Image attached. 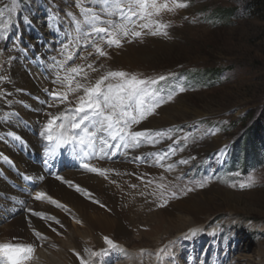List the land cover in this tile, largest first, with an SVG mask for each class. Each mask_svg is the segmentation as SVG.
I'll return each mask as SVG.
<instances>
[{
    "label": "rangeland",
    "instance_id": "rangeland-1",
    "mask_svg": "<svg viewBox=\"0 0 264 264\" xmlns=\"http://www.w3.org/2000/svg\"><path fill=\"white\" fill-rule=\"evenodd\" d=\"M48 2L51 0H0V9L4 5L3 11L9 16L0 17V24L6 26L5 31H0V38L10 35L13 28L12 36L16 39L22 24L24 40L28 35L34 37L39 32L33 22L36 10L49 17L50 27L65 34L63 21L50 10ZM181 2L188 6L176 9L180 13L177 26L170 33L173 45L156 53L148 70L161 72L159 76L166 79L160 81L158 77L156 84L147 85L149 96H155V102L160 105L155 108L157 113L180 97L189 103L187 115H178L177 122L170 124L169 129L150 132L152 141L147 143L149 150L144 151L148 159L158 161L164 154L172 156L173 161L168 163L172 172L162 178H148L146 183L151 182L152 187H145L146 191L141 190L136 196L149 203L138 217L142 218L141 223L131 215L128 223L132 230L128 235L114 230L117 247L113 254L102 253L103 248L97 245L98 229L93 232L90 224L78 223L70 217L69 235L64 238L56 234L57 242L48 247L49 257L43 259L34 252L24 260L25 264H69L67 254L75 245L79 249L89 245L92 257L88 264H264V147L250 170H237L244 168L242 139L248 132L252 133L255 119L264 112V0ZM109 71L119 69L112 66L96 71L95 76L98 79ZM215 71H218L216 77L209 74ZM215 138L220 139L217 148H213ZM233 142L235 151H232ZM72 164L69 158L62 161V167L68 171H73ZM197 195L201 197L197 203L201 207L199 220L188 227L187 221L193 216L183 213L180 217L186 220V228L173 229L164 210ZM30 196L37 200L33 193ZM103 206L112 211L113 206L106 202ZM76 225L86 228L87 233L74 230ZM85 235H91L92 239L87 240ZM119 246L125 247L130 255L123 257ZM77 253L82 255L78 249ZM99 256L108 261H100ZM6 258L0 255L1 260Z\"/></svg>",
    "mask_w": 264,
    "mask_h": 264
},
{
    "label": "bare ground",
    "instance_id": "bare-ground-1",
    "mask_svg": "<svg viewBox=\"0 0 264 264\" xmlns=\"http://www.w3.org/2000/svg\"><path fill=\"white\" fill-rule=\"evenodd\" d=\"M49 4L50 10L61 22L63 21L65 34L50 27L49 17L36 10L33 15L36 18L34 17L33 22L39 32L34 37L30 35L29 38L28 35L26 37L28 39L24 40L22 24L19 27L20 35L16 39L12 36L15 31L13 28L10 30V35L0 38V76L3 77L0 79V217L3 218L0 219L2 220L0 221V245L32 244L34 251L30 255H34L35 252L36 255H41L44 259L51 252L49 246L57 242V233L64 238L69 235L70 231H67L70 226L69 218L73 217L78 223L90 224L93 232L98 229L97 245L99 248H103L102 253L113 254L115 247L108 245L105 237L111 239L116 245L113 238L114 230L128 235L132 230L128 220L133 217L138 222L141 221L142 218L138 217L143 214V206L149 205V203L136 196L141 190L146 191L145 187H152L151 182L149 185L146 183L149 177L158 179L172 172V168L170 170L168 168L170 162L173 161L172 156L166 157V161L161 166L158 160L148 159L144 154L145 150H149L147 145L149 141H142L138 147L131 148L125 147L124 142L119 139L111 140L107 134L102 135L108 141V146L102 144L99 137L91 146L81 145L78 140L75 143L62 146L46 141L41 136V132L44 130L47 120L51 115L64 112L69 107L67 103L60 104L58 101H53L50 93L54 89L66 90V86L59 82V78L67 74L59 66V62L66 58L65 45L68 46L67 53L75 52L73 60L67 61L65 68L80 64L87 65L96 61L94 67L98 71L116 66L119 71L129 74V76L135 75L140 79L156 80L160 77L159 73L161 72L152 73L148 70L153 65L152 61L156 53L172 47L174 41L170 37V33L174 25L178 23L180 12H176V10L165 12L156 18L169 25L166 29L159 30L160 33L166 32V35L152 34L153 31H156L154 28H137L136 30L142 31V36L138 38L122 37L123 42L120 47H108L94 37L107 52V56L97 57L91 46L79 47L83 42L84 31L88 30L84 24L81 8H93L102 14L103 19L116 20L118 13L107 15L113 12V8L104 7L105 0H51L50 3H47V5ZM169 5L171 6V0H169ZM69 13L73 15L70 16ZM4 15L9 17L6 13ZM77 22L80 23L81 29H77ZM116 22L120 21L116 20ZM124 23L128 24L127 21ZM128 27L132 28L133 25L128 24ZM179 30L182 31L183 28L180 27ZM15 40L21 44L14 42ZM11 41L14 43L9 45ZM89 52H93V55L88 56ZM81 56H85L87 59L81 60ZM85 71L89 72L88 79L94 83L97 79L95 72L86 67ZM109 82L119 84L123 81L120 78H112ZM80 95H83L82 90L69 94V100L75 101L76 97ZM154 101L155 96L148 97L149 105ZM49 105L55 106L50 107ZM71 106L74 107V103ZM188 108L189 103L180 97L175 104L162 106L161 111L158 112L161 114L158 116L156 109L152 111L139 124L132 125V130H150L153 133L156 130L169 129L170 124L177 122L178 115H187L185 112ZM19 114H23V116H19ZM68 114L71 115V113ZM58 132L57 128L53 132V136L55 137ZM80 136H83L82 132H80ZM117 144H120L118 152L120 156L115 154L114 149ZM213 145V148H217L220 145V139L215 138ZM161 151L165 153L164 150ZM138 157H142V159H138ZM63 158L73 159V166H76L73 171L65 170L64 166H61ZM56 162H59V165L56 166L54 164ZM84 164L109 171L106 175H100L84 168ZM131 167L135 169L132 171ZM77 186L79 190H77ZM24 189H31L33 195L37 192H44L46 195L41 199L42 201L34 200L28 195L29 193L25 194ZM206 194L207 191L203 192L204 196ZM200 199V195H197L178 202L174 208L168 207L169 209L164 210L173 229L175 227L186 228V220H182L180 217L183 213L193 216L187 221L188 227L199 220L198 208L200 205L197 203ZM52 201L59 202L61 206H57ZM104 202L113 206L111 212L105 209ZM136 206L140 207L136 208ZM135 209L138 210L135 212ZM132 211L133 214H131ZM79 229L83 233H87L86 228H80L79 225L74 227V230ZM36 233H40L41 236L38 237ZM85 236L87 240L92 239L91 235ZM154 240L158 241L159 238ZM88 246H84L83 249H79L77 245L72 246L73 250L67 254L70 258L68 261L71 260L69 264H81L82 260L85 264L90 263L92 250ZM118 248L119 251L122 249L123 257L130 255L125 247L120 249L119 246ZM77 249L81 251L82 255H77ZM1 254L3 255L2 252H0ZM99 259L104 262L108 261L100 256ZM25 262L23 260L22 264ZM0 264H10V261L8 258L0 259ZM210 264H214V262H210Z\"/></svg>",
    "mask_w": 264,
    "mask_h": 264
},
{
    "label": "snow or ice",
    "instance_id": "snow-or-ice-1",
    "mask_svg": "<svg viewBox=\"0 0 264 264\" xmlns=\"http://www.w3.org/2000/svg\"><path fill=\"white\" fill-rule=\"evenodd\" d=\"M109 6L113 8V12L107 15L118 13L116 20H119V23L113 19H103L102 14L93 8H81L84 24L88 30L84 31L83 42L79 47L87 48L91 46L97 57H105L107 52L94 37L108 47H120L123 42L122 37L131 36L132 38H138L142 36V31L136 30L137 28H154L156 31H153L152 34L166 35V32L160 33L159 30L162 28L166 29L169 25L156 18L160 17L162 13L173 12L177 8H185L188 5L181 2V0H171V6L169 5V0H163V2L161 0H105L104 7ZM3 15V9H0V17H3ZM69 15L73 14L69 13ZM124 21L133 25V27L129 28ZM76 27L81 29L79 22L76 23ZM5 30L6 26L0 24V31ZM64 47L66 58L64 61L59 62V66L67 74L60 77L59 82L66 86V90L58 91L54 89L50 93V97L53 101H58L60 104L67 103L69 107L64 112L50 116L44 126V130L41 132V136L50 143H57V146L75 143L77 140L81 145L91 146L98 137L102 144L108 146V141L103 138L102 134H107L113 141L119 139L124 142L125 147L131 148L138 147L142 141L151 142L150 130L133 131L132 125L139 124L156 107L160 106L155 101L151 105L148 104L149 92L147 85L149 83L156 84L157 80L140 79L135 75L129 76L123 71H109L93 83L88 79L89 72L85 71V67L92 72L98 71L94 67L96 61H92L87 65L80 64L65 68L67 61L73 60L75 52L67 54L68 46L65 45ZM87 55L92 56L93 52H89ZM80 59L85 60L87 57L81 56ZM112 78H120L123 82L119 84L110 83L109 81ZM0 79H3V77L0 76ZM158 79L163 81L166 77L160 76ZM73 83L75 84L74 87ZM81 90L83 95L76 97L75 101L69 100V94H74ZM168 99L171 100L172 96H168ZM73 103L74 107L71 106ZM68 113H71V115ZM57 128L59 132L54 137L53 132ZM80 132L83 133V136H80ZM116 147L118 148V146ZM166 156L167 154H164L160 157L159 163L161 166H163V160L166 159ZM138 159H142V157H138ZM181 163H187V161H181ZM83 167L100 175H106L109 171L108 169H100L89 164H84ZM168 168L170 170L172 165H168ZM140 179H143V177H140ZM243 186L241 185V187ZM248 186H251V184ZM132 187H135V185H132ZM77 190H79L78 186ZM45 195L46 193L44 192H37L34 198L40 200ZM49 199L51 198L49 197ZM52 202L57 206H61L59 202ZM37 215L40 214L37 213ZM36 235L38 237L41 236L40 233H36ZM105 240L108 245L116 247L111 239L105 237ZM33 251L34 247L32 244L0 245V252L9 259L10 264H22L23 260L30 258V254ZM81 264H85V262L82 260Z\"/></svg>",
    "mask_w": 264,
    "mask_h": 264
},
{
    "label": "trees",
    "instance_id": "trees-1",
    "mask_svg": "<svg viewBox=\"0 0 264 264\" xmlns=\"http://www.w3.org/2000/svg\"><path fill=\"white\" fill-rule=\"evenodd\" d=\"M225 10V9H224ZM221 13V12H220ZM226 11L224 12V14ZM210 75L216 77L218 75V71L209 72ZM251 134L248 132L243 137V141H245L244 146L242 147V157L244 166H248V162L255 161L259 158L258 154L260 152L261 147H264V112L263 115L256 118L254 124L251 127ZM248 142L249 144H246ZM239 144H236V147Z\"/></svg>",
    "mask_w": 264,
    "mask_h": 264
}]
</instances>
